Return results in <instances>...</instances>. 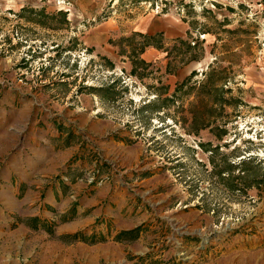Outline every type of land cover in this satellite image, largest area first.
<instances>
[{"label":"rangeland","instance_id":"1","mask_svg":"<svg viewBox=\"0 0 264 264\" xmlns=\"http://www.w3.org/2000/svg\"><path fill=\"white\" fill-rule=\"evenodd\" d=\"M147 12L185 16L198 32L181 63L204 65L175 87L163 73L135 79L82 50L96 23ZM0 99L64 109L67 131L81 114L74 129L83 147L94 142L90 183L123 171L135 145V168H157V191L132 187L147 204L157 194L153 249L119 264H264V0H0ZM92 122L136 138L115 135L121 149L112 151L104 137L91 141ZM6 219L0 264H36L40 242L33 248L23 235L4 249L5 234L27 225ZM38 232L54 238L52 225Z\"/></svg>","mask_w":264,"mask_h":264},{"label":"crops","instance_id":"2","mask_svg":"<svg viewBox=\"0 0 264 264\" xmlns=\"http://www.w3.org/2000/svg\"><path fill=\"white\" fill-rule=\"evenodd\" d=\"M197 34L185 16L147 12L133 19L96 23L83 33L81 45L91 57L124 69L132 78L153 75L156 79L163 73L165 85L172 88L195 67L204 65L205 60L194 66L192 59L181 63L195 53L192 43ZM36 109L28 100L0 99V220L7 226L11 214L27 222L23 226L20 221L5 234L4 249L17 247L23 235L33 248L40 242L36 264H98L99 259L119 264L128 254L137 256L135 261L152 250L157 232L151 233L147 227L149 223L151 230L156 227L151 222L157 214V194L147 204L139 196L140 190L132 187L144 183L146 190L157 191V168H135L141 146L127 148L130 157L124 160L123 171L115 174L112 169L105 180L90 183L86 175L96 167L91 154L94 142L83 147L82 137L74 129L82 121L81 114L69 121L67 131L64 109ZM90 134L91 141L104 137L112 151L115 135L136 138L114 124L99 130L96 122L90 124ZM168 197L171 199V190ZM47 224L52 225L54 238L43 242L38 230ZM137 228L143 229L134 240L116 241L120 232Z\"/></svg>","mask_w":264,"mask_h":264},{"label":"trees","instance_id":"3","mask_svg":"<svg viewBox=\"0 0 264 264\" xmlns=\"http://www.w3.org/2000/svg\"><path fill=\"white\" fill-rule=\"evenodd\" d=\"M138 228L132 231L120 232L116 235V241H124V240H134L137 237ZM73 239H76V236H73Z\"/></svg>","mask_w":264,"mask_h":264},{"label":"built area","instance_id":"4","mask_svg":"<svg viewBox=\"0 0 264 264\" xmlns=\"http://www.w3.org/2000/svg\"><path fill=\"white\" fill-rule=\"evenodd\" d=\"M155 8H156L155 10H157V5H155Z\"/></svg>","mask_w":264,"mask_h":264}]
</instances>
